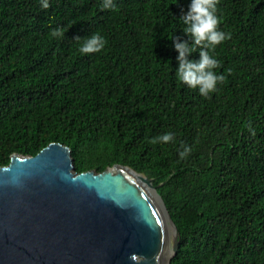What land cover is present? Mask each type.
Masks as SVG:
<instances>
[{
  "label": "trees",
  "instance_id": "1",
  "mask_svg": "<svg viewBox=\"0 0 264 264\" xmlns=\"http://www.w3.org/2000/svg\"><path fill=\"white\" fill-rule=\"evenodd\" d=\"M49 2L0 0V167L50 143L76 173L127 166L152 179L178 231L171 264H264V0H218L230 38L210 50L225 80L208 97L175 73L188 0ZM97 32L105 47L80 53Z\"/></svg>",
  "mask_w": 264,
  "mask_h": 264
},
{
  "label": "water",
  "instance_id": "2",
  "mask_svg": "<svg viewBox=\"0 0 264 264\" xmlns=\"http://www.w3.org/2000/svg\"><path fill=\"white\" fill-rule=\"evenodd\" d=\"M156 188L118 164L76 173L59 143L13 154L0 167V264H171L178 231Z\"/></svg>",
  "mask_w": 264,
  "mask_h": 264
},
{
  "label": "clouds",
  "instance_id": "3",
  "mask_svg": "<svg viewBox=\"0 0 264 264\" xmlns=\"http://www.w3.org/2000/svg\"><path fill=\"white\" fill-rule=\"evenodd\" d=\"M43 9L50 7L49 0H39ZM218 0H188L187 10H181L178 17L179 21L184 25L183 33L188 39L181 40L174 36L171 41L178 55L176 56L177 65L175 73L180 82L189 88L198 89V92L208 97L212 91L216 90L218 82L225 80L223 74H217L214 69L220 65V61L213 55L210 50H214L215 46L222 41L230 38V33H225L219 28L220 17L217 14ZM115 6L114 0H101L100 7L102 9H110ZM53 37H62L64 31L61 27L52 29ZM81 39L80 36H76ZM106 44L104 36L93 33L83 38V43L79 46L82 54H88L101 51ZM198 58L189 59V56L197 50ZM252 134L255 129L252 127L251 121L245 125ZM175 134L171 131L151 137L150 143H168L174 140ZM192 148L190 145L181 142L178 149V157L184 159L189 156ZM134 261L135 254L130 256Z\"/></svg>",
  "mask_w": 264,
  "mask_h": 264
}]
</instances>
